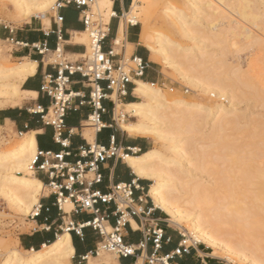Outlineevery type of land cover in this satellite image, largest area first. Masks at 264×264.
Masks as SVG:
<instances>
[{
    "label": "bare ground",
    "instance_id": "obj_1",
    "mask_svg": "<svg viewBox=\"0 0 264 264\" xmlns=\"http://www.w3.org/2000/svg\"><path fill=\"white\" fill-rule=\"evenodd\" d=\"M56 1L0 0V3L5 10H12L8 13L10 18L26 21L50 12ZM158 1L133 0L130 11L122 18L117 42L122 44L125 38V22L142 24L141 41L150 53V61H162L192 89L227 100V105L222 102L206 105L168 95L156 84L135 81V95L141 101L124 107L128 113L125 120L130 115L137 121L125 125L119 119V125L131 136L155 137L162 143L163 150L138 153L125 161L137 177L152 182L148 196L157 209L167 214L168 221L181 228L189 240L210 250L200 251L201 256L227 264H264V123L249 121L248 116L239 112V106L247 100L264 106V60L261 63L262 59L258 58L259 52L264 56L261 4L258 0H183V7L170 5L164 9L165 17L177 24L188 39L198 40L196 36L201 35L203 40L217 42L230 34L234 40L259 47L257 56L252 54L247 69L242 71L227 59L209 55L205 47L184 46L161 32L152 33L150 25ZM99 2L104 13L98 12L99 16L109 25L116 15L113 1ZM86 33L83 32L82 40L75 43L87 44ZM127 46L132 50L131 45ZM2 52L0 43V58ZM36 67V63L29 61L17 65L0 63V110L19 105L22 95L37 98V93L22 90L24 81L36 73ZM118 112L119 106L116 119ZM87 125L94 130L91 121H87ZM2 128L0 125V130ZM85 129L84 138L93 143L95 131ZM231 133L245 135L246 145L238 150L249 149L250 152L240 156L235 148V155L230 157L237 170L235 175L217 182L201 180L195 171L204 168L206 148H218L227 142ZM0 142L8 145L0 148V197L16 212L32 215L47 190L31 169L38 153L36 132L21 134L18 143H11L0 134ZM224 191L228 196L223 199L230 202L222 205L219 197ZM62 209L70 214L74 205L67 200L62 203ZM111 230L112 227L106 226V232ZM19 244L16 240L14 247H2L0 264H71L76 254L68 229L38 250L31 248L23 253L17 248ZM89 258L92 257L88 256V261ZM107 263L118 264L117 258Z\"/></svg>",
    "mask_w": 264,
    "mask_h": 264
},
{
    "label": "built area",
    "instance_id": "obj_2",
    "mask_svg": "<svg viewBox=\"0 0 264 264\" xmlns=\"http://www.w3.org/2000/svg\"><path fill=\"white\" fill-rule=\"evenodd\" d=\"M96 2L97 0H57L53 6L54 15L51 19L56 25L55 32L61 42L64 34L62 27L64 17L61 11L70 7L79 11V19L90 36V54L82 60L70 62L63 58L64 50L58 48L54 53L57 56L54 63L59 67L58 74L55 78L47 76L41 87V92L51 99V104L47 108L37 105L31 112L40 115L43 123L53 129V140L62 150L59 152L38 150L31 169L35 174L41 173L47 178V182H43L49 191L47 198L54 197V206L63 216L61 231L68 229L71 234L82 240L86 229H92L100 236L96 255L106 252L119 258H134L135 264H139L140 260L141 264H180L179 259L191 255L201 244L189 240L186 235L179 232L181 238L177 247L168 253H162L164 245L170 240L166 239L165 231L159 225L160 220L154 218L157 208L148 196L149 188L142 187L137 181L117 184L108 193L96 188L103 182L104 164L111 159L125 161L129 156L141 153L140 150H124L116 145L112 138L109 147L101 146L96 141L88 143L85 139V144L79 146L76 153L71 151L69 136L76 133L75 129L66 126L68 111L88 106L91 110L88 121L92 122L95 134L107 128H120L116 119L117 106L134 94L135 81L141 80L150 68V63L137 55H132L129 59L124 56L116 60L120 55L113 48H110L109 52L104 51L103 46L109 37L111 23L106 25L94 12ZM114 18L116 15L112 20ZM36 19L42 21L40 18ZM115 45L119 47L116 42ZM121 48H124L123 44ZM75 75H80L87 83L88 97L70 89L71 78ZM105 102L112 105L110 125L103 122L104 116L109 114ZM128 119L130 117L127 115L126 121ZM66 132L69 134L68 137ZM71 157H75L76 161H70ZM67 200L74 205L72 212L89 214L92 219L83 224L70 220L67 228L63 229L64 225L66 226L64 220L70 215L65 214L62 209V203ZM49 210L40 203L31 219L36 221L43 211ZM112 218H115V224L110 232H106V225H110ZM132 222L143 235L138 244L126 241V232L129 226H133ZM164 222L167 225L169 223L167 219ZM44 229L46 231L51 229L47 218ZM149 246L151 253H148ZM86 260L87 256L81 257L79 264Z\"/></svg>",
    "mask_w": 264,
    "mask_h": 264
},
{
    "label": "crops",
    "instance_id": "obj_3",
    "mask_svg": "<svg viewBox=\"0 0 264 264\" xmlns=\"http://www.w3.org/2000/svg\"><path fill=\"white\" fill-rule=\"evenodd\" d=\"M132 5L133 0L113 1V11L116 14V18L111 21L110 34L105 42V45L103 46V49L105 52H109L110 48H113L115 52L120 55V58H117L116 60H120L124 56L127 57V44L131 45L133 47L131 50L133 52L132 55H137L150 63V68L146 71L145 76L141 79V81L150 84H156L159 82V75L157 76V74H160V72L151 63L150 53L148 54L145 48H139L143 46L142 44H140L142 29L140 33L139 28H137L139 24L134 25L131 23H125V38L122 42L124 48H121V44L117 42L119 38L118 36H120L119 33L122 18L130 11ZM61 15L64 17V23L62 25L64 34L62 42L58 40V35L55 32L56 25L54 24V21L52 19H50L49 28H46L44 26L43 21L39 22V26H29L20 29H14L10 26L0 25V41L11 42L15 46V50H13L12 52V57L20 61L19 63L29 61L37 64L36 73L32 76H29L24 81L22 90L24 92H35L38 94L37 98L30 97L29 102H26L29 106H26V108L25 106H23L25 103V101H23L17 106L1 109L0 125L3 127H6V125L11 127L13 125L21 134L28 133L30 131L36 132L38 150L45 152H59L62 150V148L53 140V129L43 123L40 115H36L31 112L37 105H42L43 107L47 108L51 104V99L41 92V87L46 82L47 76H52L53 78L57 76L59 67L54 62H49L48 58L50 55H54L58 48L64 50V54L70 55L72 57H81L86 55L87 52V46L76 44L75 41L74 43L72 42L74 34H82L83 32H85L84 25L79 19V11L74 7H70L62 10ZM118 20L119 22L115 24L113 28V21ZM115 42L117 45H119L120 48L115 45ZM71 79L72 83L70 85V89L74 92H81L86 97H88L89 88L85 80H83L80 75H75ZM132 88L133 86H131V89ZM136 88L137 85L133 89L136 90ZM139 101L140 98L135 95L134 91V94L128 96L122 104H118L119 112L117 120L122 119L123 122L121 123L125 125H133L134 123H136V121L130 123L126 122L125 116L128 113L124 106L128 104H137L139 103ZM105 106L107 107L109 114L104 116L103 122L106 125H110L112 105L109 102H105ZM90 114L91 110L88 106H83L79 109H71L67 113L65 119L66 126L68 128L75 129L76 133V135L69 136V140L71 142V151L74 153L77 152V148L79 146L85 144L84 131ZM130 118L135 117L130 116ZM81 127H83L82 131ZM105 131H108L107 135L105 134ZM68 135V132H66V137H68ZM112 138H114L115 144L120 146L124 150L137 149L140 150L141 153H144L149 151L150 149V142L148 137L131 136L127 132L123 131L121 127L107 128L95 134V141L104 147H109L111 145ZM69 160L75 162L76 158L71 157L69 158ZM37 174H39V178L36 176L38 179H40L42 182H47L46 176L41 173ZM102 174L103 182L100 185L96 186V188L101 190L103 193H108L110 189L117 184H129L132 181H137L142 187L146 189L150 187V180L137 177L134 171L128 166L126 161L115 159L109 160L102 167ZM52 198L53 200H48L43 204L50 210L48 212L43 211L41 217L38 218V220L34 221L36 227H38L39 230H36L34 231V234L23 238V244L24 242L32 243L33 241H36L40 244L41 248L43 245L54 242L58 238L59 230H55L56 234L50 232L52 229H55L53 227L59 220V218L57 217L61 216V213H58L57 207L54 206L55 199L54 197ZM150 206L151 204L149 205V207ZM72 214H74L75 218L72 217ZM46 218L49 220V224H51V229L49 231H46L44 229ZM68 218L75 223L83 224L91 220L92 216L86 213L76 214L72 212L70 213ZM154 218L160 220L159 225L164 229L166 239L170 240V242L166 243L162 249V253H168L177 247L181 237H177L173 232H170V230L168 229V225L164 222L165 219L163 218L162 214L158 212V210L155 211ZM114 224L115 218H112L110 220V225L108 224L106 226L112 227ZM132 224L133 226H129L127 229L126 241L130 244H138L143 239V235L137 230V226L135 225V223L132 222ZM60 227L61 226H59V228ZM89 230H91L92 232L90 233ZM71 235L73 246L76 251V254L73 258V260H76L75 264H79V262L81 261V257L87 256V260L82 264H90V262L88 261V256L92 257L95 260L98 259L94 257L98 256L96 255V249L97 244L100 241V236L95 231H93L92 229H86L84 231L83 240L77 237L75 234ZM206 250L209 249H207L206 247L205 249H202V246H199L192 252L191 255L179 259V263L213 264V262L209 260L208 256H201L200 251L206 252ZM148 253H151V246H149L148 248ZM117 262L118 264H135V259L117 257ZM214 264H220V262Z\"/></svg>",
    "mask_w": 264,
    "mask_h": 264
},
{
    "label": "rangeland",
    "instance_id": "obj_4",
    "mask_svg": "<svg viewBox=\"0 0 264 264\" xmlns=\"http://www.w3.org/2000/svg\"><path fill=\"white\" fill-rule=\"evenodd\" d=\"M98 1H97L96 6L94 7V12L98 15H99V13L104 15L103 10H101V8H99V6H98V5H100L101 2H99V4H98ZM258 1L261 4L260 8L262 9V13H263L262 19L264 21V0H258ZM183 2H184L183 0H159L158 3L156 4L155 15H154V18H153L151 25H150L151 32L152 33L161 32V33L171 37L172 39H174L176 41H180L184 46L205 47L204 49L206 51L205 50L204 51L206 53H208L209 55L211 54L213 56H216L218 59H223V58L225 60L227 59V61L229 63L231 62V63H233L234 66L236 65L237 67L242 68V71L243 70L245 71V69H247V64L249 63V61L251 59V56H254V55L257 56V53L259 52L257 50L259 47H256V45H255V46H253L254 47V49H253L252 46L250 47V45H247V44L243 43L242 41L239 42L238 40H234L230 34H228L226 36H222L220 38V40H223V41H217V42L210 41V40H203V39H201L203 37L201 35H197L196 38L198 40L201 39L202 43H199L198 40H192V39L186 38L183 35V33L181 32L179 26L177 24H175L173 21H171L170 19H167V17H165V13H164V9L166 7H169L170 5H174L176 7H183V5H184ZM11 11H12L11 9H9V11L5 10L4 7H2V4L0 3V18H2L0 25L10 26L14 29H20V28L29 27V26H39L40 20H37L36 19V17H37V18L42 19L43 24L46 28H49L50 27V19L54 15L53 11L51 10L50 12H48L46 14L34 16L31 19L26 20V21H15L12 18H10V16L8 15V13ZM118 22H119V20L113 21L112 27L114 28V25L117 24ZM123 23H124V21H123ZM221 27H222V25L219 28H221ZM137 28H139L140 33H141V29L143 30V25L139 24ZM253 31H255V29H253ZM256 33H258V32L256 31ZM85 35L88 39L87 44H85L87 46L86 47L87 48L86 56H88L90 54V39H89V36L87 33ZM82 38H83L82 34H74L72 42L73 43H74V41L80 42L82 40ZM0 43H1V47L3 49L2 57L0 58V63L4 64V65H17V64H19L20 61L14 59L12 57V52H13V50H15V46L11 42H2L1 41ZM140 44L143 45L142 41ZM143 46H141L139 48H145V50H147V53L149 54L148 49L145 46L144 47ZM251 49H253V50H251ZM259 50H260V48H259ZM120 52H121V49H120ZM128 53L129 54H127L126 59H129L133 54V52L130 50V48L128 49ZM252 54H254V55H252ZM261 54H262V52L258 53V58L260 61L262 59V61H261V63H262L264 60V56H263V54L262 55ZM224 55H225V57H224ZM63 58L70 61V62H75L77 60H82L83 56L72 57L70 55L65 54V56ZM48 60H49V62H54L57 60V56L56 55H50ZM58 62H60V60H58ZM151 63L160 72V74H157V76L159 75V82L156 83V85L158 87L162 88L164 91H166V93L168 95L183 97V98H187V99L194 100V101L195 100L200 101L206 105L207 104L210 105L209 103L215 104L217 102L218 103L222 102L224 104L227 103V100L221 99L218 96L216 97V96L205 95L203 92H200L198 90L195 91L185 81H183L178 76V74H176V72H174L172 69H170L166 65H164L162 61H159L157 63H154L151 61ZM261 63H260L259 68L262 69L263 67H261V66H263V65H261ZM255 82L257 83V80H255ZM29 99H30L29 95H22V102L25 101V103L23 105V106H25V108H26V106H29L26 103V102H29ZM239 112L241 114H244L245 116H248L249 121H251V120L257 121L259 124L261 123V125L264 123V106L258 104L257 102H254L253 100H247L244 103H242L239 106ZM135 121H137V119L130 118L126 122L130 123V122H135ZM262 127H264V126L262 125ZM85 128H88L91 131H94L89 127V125H86ZM0 134L6 136L9 140H11V143H18L20 141V138H21V134L16 130V128L13 125L11 127L7 126V125H6V127H3L0 130ZM105 134L107 135L108 131H105ZM229 136L230 137H228V139L226 138L227 142L224 141L226 143V145L228 144V147L223 142L222 145L223 144L225 145V146L223 145V147H222V145L221 146L219 145L220 148L219 147L216 148L215 146H213V149H210V150H207L208 147L206 148V151L208 153H206L207 154L206 159L204 158V162H203L204 168L203 169H196V171H195V173L198 175V177L201 180H204V181L205 180H208V181L212 180L214 182H217L219 180H223V179L225 180V179H227V177L229 178L230 175L232 176L237 171L232 166L231 158H230L233 155H235V153H236L235 148L239 154L241 153L240 156L241 155L243 156L244 153L250 152V150L246 149V148H245L246 149L245 151L243 149H241L243 152H240V150H238V149H240V147H243L242 145H244V147L246 145V138H245L246 136L245 135H241V134H235L234 135V133L233 134L231 133ZM148 139L150 142L149 151L150 150H163L162 143L160 141H158L155 137L149 136ZM233 143H234V145H233ZM7 146H8L7 144L0 142V148L1 149L6 148ZM210 148H212V146ZM248 150H249V152H248ZM244 156H245V154H244ZM35 176H37L39 178V174H35ZM151 184H152V182L150 181L149 185H151ZM43 194L44 195L40 198L41 204H44L48 200H53L52 197L47 198V195L49 194L48 190H45V193H43ZM225 196H228V192L223 193L221 195V197H219V198H222V200H221L223 202L222 205L224 203L230 202V200H227L225 202V200L223 199V198H225ZM157 210H158V212H160L162 214L164 219H167V220L169 219V217L167 216L166 213H164L163 211H161L159 209H157ZM58 213H60V212L58 211ZM62 217H63L62 215L57 217V218H59V220L55 223V225L53 227L55 229H52L50 232H53L54 234H56L55 230H59V235H62L64 233L59 228V226L63 225ZM72 217L75 218L74 214H72ZM64 221L66 222V226L64 225L63 229H66L67 223L70 222V219L68 218V216H66V219ZM168 229L170 230V232H173L177 237L180 236L179 232L185 234V232L181 228L172 224L171 222L168 223ZM36 230H39V229H38V227H36V224L31 219V214L23 215V214L16 212L13 208H11L9 206V204L7 203V201L3 197H0V251H2V247L6 246V245H10L11 247H14L16 244V240H19L20 244L17 248L21 252L25 253V251L27 249L24 248L22 240L26 236L34 234V231H36ZM89 232L91 233L92 231L89 230ZM204 246H202V249H205ZM209 251L210 250H206V252H209ZM101 253H102L101 257L98 258L97 260L90 258L89 262L90 261L92 262L90 264H108L107 262L109 259L117 258V256L114 254H110V253H106V252H101ZM95 258H96V256H95ZM209 260H211L213 262V264L217 263V262H220L221 264H227L225 261L215 259V258H209ZM75 263H76V260L72 259L71 264H75Z\"/></svg>",
    "mask_w": 264,
    "mask_h": 264
},
{
    "label": "trees",
    "instance_id": "obj_5",
    "mask_svg": "<svg viewBox=\"0 0 264 264\" xmlns=\"http://www.w3.org/2000/svg\"><path fill=\"white\" fill-rule=\"evenodd\" d=\"M29 238V237H28ZM52 242H50L49 244H51ZM24 247L26 249H31V248H35V249H40V244L37 243L36 241H33L32 243H28V242H24Z\"/></svg>",
    "mask_w": 264,
    "mask_h": 264
}]
</instances>
